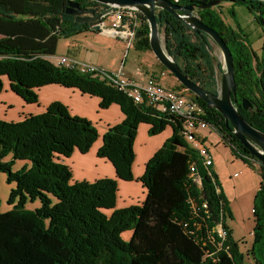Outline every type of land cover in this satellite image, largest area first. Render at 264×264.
<instances>
[{
  "label": "trees",
  "instance_id": "obj_1",
  "mask_svg": "<svg viewBox=\"0 0 264 264\" xmlns=\"http://www.w3.org/2000/svg\"><path fill=\"white\" fill-rule=\"evenodd\" d=\"M69 2L102 9L90 0H0V93L6 77L11 92L26 104L38 103L39 88L59 85L97 97L101 109L117 105L124 119L103 134L97 157L110 162L121 181L135 180L134 141L140 124L149 126L150 136L166 128L171 136L138 178L144 200L116 208V180L72 182L71 169L63 162L76 151L86 154L97 141L90 121L72 115L60 102L18 122L0 120V173L12 185L7 198L12 209L0 213V264H244L227 225L232 215L218 177L183 138L181 121L145 103L135 105L99 78L47 59L55 55L60 39L88 31L86 24L65 14ZM213 2L218 4L202 8ZM222 2L245 6L264 27V0H178L176 5L195 7L198 18L222 37L233 57L232 101L241 117L264 133V62H258L218 16L215 8ZM137 18L134 47L150 50L146 20L140 13ZM155 19L164 47L181 71L200 88L217 94L221 65L211 54L208 36L163 10H156ZM178 88L186 90L180 84ZM187 93L202 106L204 120L232 155L260 177L252 235L254 247L261 244L264 252V164L241 145L216 110ZM242 100L250 103V111L241 107ZM16 161L30 166L14 170ZM126 232L130 236L124 241Z\"/></svg>",
  "mask_w": 264,
  "mask_h": 264
},
{
  "label": "crops",
  "instance_id": "obj_2",
  "mask_svg": "<svg viewBox=\"0 0 264 264\" xmlns=\"http://www.w3.org/2000/svg\"><path fill=\"white\" fill-rule=\"evenodd\" d=\"M111 18H106L104 21L105 26H109ZM93 32V31H86ZM83 33V34H86ZM96 33V32H94ZM104 36L105 35L101 32ZM80 35V34H79ZM79 35H74L68 38L60 39L65 40L63 45L65 51L60 55H57L55 51L54 56H50L47 59L54 64L55 58L58 56L73 57L79 61L92 64L100 69L116 72L117 70L123 71L128 76L137 79L144 80L148 77H153L155 80L161 84L163 87L168 89H173L171 86L175 87L172 83L170 87H166L161 82V78L167 74V71L162 68L160 63L151 61V50L147 51H136V47H133V51L128 49L125 51L124 63L109 64L107 60H99L93 54L95 52V47L92 43V39H86L88 35H83V38H79ZM109 37V36H108ZM102 38V37H100ZM104 38V37H103ZM109 40V38L102 39ZM111 40V39H110ZM117 40V39H116ZM120 41V40H118ZM59 42L57 43L58 46ZM57 49V47H56ZM104 49V48H101ZM135 50V51H134ZM101 54L100 51H97ZM133 52V53H131ZM134 52H141V59H137L138 55ZM146 56H149L146 58ZM106 59V58H105ZM130 59V60H129ZM54 60V61H53ZM129 63L127 64V62ZM163 74V75H162ZM3 89L0 93V120L18 122L21 121L25 116L33 114H41L52 102H60L65 105L69 112L77 117H81L90 121L98 132V139L93 144L91 149L86 154H80L79 152H74L69 159H65L63 162L68 165L72 172V182H93L101 178L114 179L117 182V200L116 208L128 207L130 205L139 204L145 198V189L142 187L141 183L138 182L145 170V165L148 160L155 154V152L162 146L164 141L171 136V129L166 128L163 132L150 136L148 134L149 126L146 124H140L137 129L136 138L134 141V163L132 166V172L134 176V181L125 182L117 179L115 170L113 166L104 158L97 157V151L101 146V139L103 134L112 126H115L123 121L124 115L120 108L112 104L106 109H101L99 107L100 100L97 97L82 94L77 89L64 88L59 85H47L39 88L37 90L38 103L37 104H26L21 98L13 94L9 88V81L6 77H2ZM174 90V89H173ZM206 129L200 130L198 134L200 135L202 144L206 145ZM232 158V162H238L243 168L250 169L240 160L236 159L231 150L225 146ZM212 160V169L217 175V163L215 156L212 154L211 149L207 148ZM218 177V176H217ZM0 179L6 182V176L0 174ZM219 181V178H218ZM12 185H10V189ZM223 189V188H222ZM259 189V188H258ZM257 189V190H258ZM256 190V191H257ZM223 191V190H222ZM224 193V191H223ZM256 193V192H255ZM9 195V193H8ZM225 195V194H224ZM8 198V197H7ZM232 231V230H231ZM232 238L233 231H232ZM235 241V239H234Z\"/></svg>",
  "mask_w": 264,
  "mask_h": 264
},
{
  "label": "rangeland",
  "instance_id": "obj_3",
  "mask_svg": "<svg viewBox=\"0 0 264 264\" xmlns=\"http://www.w3.org/2000/svg\"><path fill=\"white\" fill-rule=\"evenodd\" d=\"M215 10L221 20L240 37L241 41L245 45H248L250 47L258 62L263 63L264 27L258 24L257 20L255 19V15L249 12L245 8V6L232 2H222L215 8ZM83 33L77 35L80 36V39L83 38V35H88L85 38L92 39V43L95 47L96 53L93 54L99 60L108 59L109 64H115L118 62L124 63L125 51H128V49H131L130 51H133L132 49H134V45L128 48L127 44L124 41H118L111 37L104 36L100 33ZM159 36L162 44L164 45L162 33H160ZM106 38H109V40H102ZM64 41L65 40L58 41L59 44L56 49L57 55H60L65 51V47L62 46ZM211 46V54L216 58V62L218 64H222V56L220 50L212 41ZM136 49V51L139 50L138 48ZM97 51H100L101 54ZM134 53L138 55L136 60L139 58L141 59L142 57L144 58L141 52ZM149 55H151V61L157 62L152 52H149ZM147 57L149 56H146V58ZM255 62L256 60H253L252 64H254ZM128 63L129 61L127 62V64ZM221 76L222 70L220 71V73L217 71L219 84L221 82ZM161 82L166 87H170L172 83H174L175 87L171 86V88L178 91L180 94L189 97L186 90L178 88L179 83L177 82L175 77L168 71L167 74L161 78ZM205 131L207 134L206 137L208 139L206 140V145H203L206 148L211 149L212 154L215 156L219 183L221 185V188H223L222 190L224 191L225 197L229 202V208L232 215L231 219L228 218L227 225L233 231V237L238 245L239 252L243 256V262L244 264H264L263 247L261 244H255L254 247L252 235V231L254 228V220L252 214L253 199L255 196V192L259 188L261 182L260 177L257 171L251 169L249 171L247 168H243L238 162H232L233 157L231 156L229 150L225 147V144L222 142L220 137L211 128H207V130ZM29 166L30 163L28 161H16L12 168L16 170L19 168H28ZM9 188L10 185L6 184L0 179V213L8 212L12 209V207L7 203ZM129 236V232H126L122 234V239L124 241H127L129 239Z\"/></svg>",
  "mask_w": 264,
  "mask_h": 264
},
{
  "label": "water",
  "instance_id": "obj_4",
  "mask_svg": "<svg viewBox=\"0 0 264 264\" xmlns=\"http://www.w3.org/2000/svg\"><path fill=\"white\" fill-rule=\"evenodd\" d=\"M102 6V9L81 8L77 3L69 2L66 15L73 16L76 23L86 24L89 31L99 32L106 18L111 17L114 10L132 9L140 13L146 20L149 33V48L161 66H163L177 82L188 92L201 99L208 109L216 110L223 120L230 124L232 132L248 151L264 164V133L252 127L239 114L232 98L235 97L236 84L232 54L219 33L205 25L196 15L195 7L180 6L170 0H90ZM218 2L206 4L202 8L217 5ZM156 10H163L183 22L195 33H203L218 47L222 56V76L217 94H212L191 82L181 71L173 58L169 56L159 36V28L155 19ZM241 107L250 111V103L242 100Z\"/></svg>",
  "mask_w": 264,
  "mask_h": 264
},
{
  "label": "built area",
  "instance_id": "obj_5",
  "mask_svg": "<svg viewBox=\"0 0 264 264\" xmlns=\"http://www.w3.org/2000/svg\"><path fill=\"white\" fill-rule=\"evenodd\" d=\"M174 2L176 4L178 0H174ZM137 14L138 12L132 9L114 10L109 26L107 27L103 23L99 32L113 39L124 41L129 48L134 45L136 31L140 24ZM54 64L99 78L126 95L135 105L145 103L148 106H153L162 115L179 119L182 123V136L185 141L204 159L205 166L212 165L208 149L202 144L198 134L200 130L209 128V126L204 120V109L194 99L186 97L176 90L163 87L153 77L137 80L121 70L109 72L73 57H56ZM190 172L191 174L195 172L193 166L190 167ZM222 235L223 233L220 231V236Z\"/></svg>",
  "mask_w": 264,
  "mask_h": 264
},
{
  "label": "flooded vegetation",
  "instance_id": "obj_6",
  "mask_svg": "<svg viewBox=\"0 0 264 264\" xmlns=\"http://www.w3.org/2000/svg\"><path fill=\"white\" fill-rule=\"evenodd\" d=\"M86 9H92V8H86ZM96 11H99V10H96Z\"/></svg>",
  "mask_w": 264,
  "mask_h": 264
}]
</instances>
